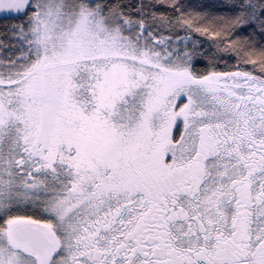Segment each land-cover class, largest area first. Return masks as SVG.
Wrapping results in <instances>:
<instances>
[{
	"label": "snow or ice",
	"instance_id": "1",
	"mask_svg": "<svg viewBox=\"0 0 264 264\" xmlns=\"http://www.w3.org/2000/svg\"><path fill=\"white\" fill-rule=\"evenodd\" d=\"M0 14V264H264V0Z\"/></svg>",
	"mask_w": 264,
	"mask_h": 264
},
{
	"label": "trees",
	"instance_id": "2",
	"mask_svg": "<svg viewBox=\"0 0 264 264\" xmlns=\"http://www.w3.org/2000/svg\"><path fill=\"white\" fill-rule=\"evenodd\" d=\"M2 23H3V19L0 20V24H2Z\"/></svg>",
	"mask_w": 264,
	"mask_h": 264
},
{
	"label": "water",
	"instance_id": "3",
	"mask_svg": "<svg viewBox=\"0 0 264 264\" xmlns=\"http://www.w3.org/2000/svg\"><path fill=\"white\" fill-rule=\"evenodd\" d=\"M1 19H3V18H2V14H0V20H1Z\"/></svg>",
	"mask_w": 264,
	"mask_h": 264
}]
</instances>
